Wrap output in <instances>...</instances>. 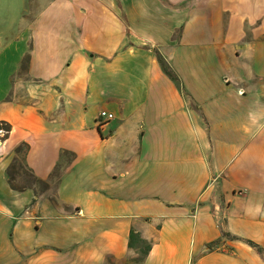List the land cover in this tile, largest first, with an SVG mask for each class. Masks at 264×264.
I'll list each match as a JSON object with an SVG mask.
<instances>
[{"label":"crops","instance_id":"1","mask_svg":"<svg viewBox=\"0 0 264 264\" xmlns=\"http://www.w3.org/2000/svg\"><path fill=\"white\" fill-rule=\"evenodd\" d=\"M3 122L0 264H264V0H0Z\"/></svg>","mask_w":264,"mask_h":264},{"label":"trees","instance_id":"2","mask_svg":"<svg viewBox=\"0 0 264 264\" xmlns=\"http://www.w3.org/2000/svg\"><path fill=\"white\" fill-rule=\"evenodd\" d=\"M160 62L162 63L164 69L166 70L167 74L174 78V75L171 73V71L168 68V65L162 61L160 59ZM0 131H3L4 135L2 136V140H5L6 137L9 135V133L11 132V127L10 125L6 124V123H0ZM28 150L27 146H23L22 148L18 149V155L22 156L23 159V163L25 164L26 169L29 171L27 165H26V159H25V154ZM18 159V158H17ZM16 159V160H17ZM15 160V162H16ZM14 169V163L12 164V166L10 167V178L12 180V170ZM30 172V171H29ZM30 174L32 175V178L36 183H38V180L34 177V175L30 172ZM25 188L19 189V190H23ZM224 237H230L227 233L223 234ZM253 246L257 247V249L262 252V249H260L257 245L250 243ZM129 247L130 249L136 251L137 257L134 260L135 264H142L144 263V261L146 260V258L148 257V255L150 254L151 250H152V244L144 239L141 234L135 232L134 230L132 231L131 235H130V242H129ZM213 246L210 245L208 246V250H212Z\"/></svg>","mask_w":264,"mask_h":264},{"label":"rangeland","instance_id":"3","mask_svg":"<svg viewBox=\"0 0 264 264\" xmlns=\"http://www.w3.org/2000/svg\"><path fill=\"white\" fill-rule=\"evenodd\" d=\"M12 31V29H9ZM2 135H0V141H2ZM66 159H70V156H66ZM12 186L16 189H22V188H28L30 186H33L35 184L32 175L30 172L26 169L25 164L23 163L22 156L19 155L16 162H14V169L12 170ZM60 175V169L56 170L52 177V181L50 182L52 185L56 184L58 182V177ZM40 189H45L48 184L47 183H39L38 184ZM134 259L131 261V264H133Z\"/></svg>","mask_w":264,"mask_h":264},{"label":"built area","instance_id":"4","mask_svg":"<svg viewBox=\"0 0 264 264\" xmlns=\"http://www.w3.org/2000/svg\"><path fill=\"white\" fill-rule=\"evenodd\" d=\"M99 118H100V122L102 120H108V121H110V120H113L114 119V115L111 114V113H108L107 111H102L100 113ZM2 134L4 135L3 131H0V135H2ZM0 145H1V141H0Z\"/></svg>","mask_w":264,"mask_h":264}]
</instances>
